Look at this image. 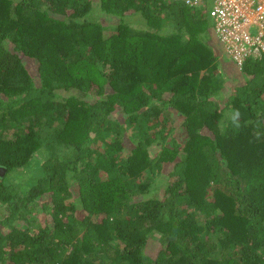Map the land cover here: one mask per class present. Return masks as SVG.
I'll list each match as a JSON object with an SVG mask.
<instances>
[{"label": "trees", "instance_id": "trees-1", "mask_svg": "<svg viewBox=\"0 0 264 264\" xmlns=\"http://www.w3.org/2000/svg\"><path fill=\"white\" fill-rule=\"evenodd\" d=\"M0 167V264H264V56L181 1L0 0Z\"/></svg>", "mask_w": 264, "mask_h": 264}, {"label": "built area", "instance_id": "built-area-1", "mask_svg": "<svg viewBox=\"0 0 264 264\" xmlns=\"http://www.w3.org/2000/svg\"><path fill=\"white\" fill-rule=\"evenodd\" d=\"M202 8L212 20L223 53L241 68L264 56V0H173Z\"/></svg>", "mask_w": 264, "mask_h": 264}, {"label": "rangeland", "instance_id": "rangeland-1", "mask_svg": "<svg viewBox=\"0 0 264 264\" xmlns=\"http://www.w3.org/2000/svg\"><path fill=\"white\" fill-rule=\"evenodd\" d=\"M100 11H99V9H96V13H99ZM99 18H101V20L103 21V22H105L106 24L107 23H112L113 22V20L111 21V20H108V19H106V17L104 16V15H100L99 16ZM137 23V22H136ZM209 23H210V21H209ZM232 66V65H231ZM235 66V65H234ZM228 82H230V81H228ZM229 86V83H227V86L226 87H228ZM51 129H48V131H50ZM42 158V154L41 153H37V154H35V159H38V160H40ZM26 168V167H25ZM149 249L151 250L152 248H150L149 247Z\"/></svg>", "mask_w": 264, "mask_h": 264}, {"label": "water", "instance_id": "water-1", "mask_svg": "<svg viewBox=\"0 0 264 264\" xmlns=\"http://www.w3.org/2000/svg\"><path fill=\"white\" fill-rule=\"evenodd\" d=\"M3 173H4V168L0 167V174L3 175Z\"/></svg>", "mask_w": 264, "mask_h": 264}, {"label": "clouds", "instance_id": "clouds-1", "mask_svg": "<svg viewBox=\"0 0 264 264\" xmlns=\"http://www.w3.org/2000/svg\"><path fill=\"white\" fill-rule=\"evenodd\" d=\"M236 115L238 116V115H239V113L237 112V113H236Z\"/></svg>", "mask_w": 264, "mask_h": 264}]
</instances>
